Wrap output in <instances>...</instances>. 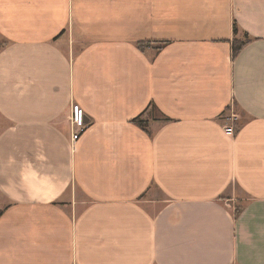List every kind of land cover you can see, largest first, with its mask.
<instances>
[{
    "label": "crops",
    "instance_id": "1",
    "mask_svg": "<svg viewBox=\"0 0 264 264\" xmlns=\"http://www.w3.org/2000/svg\"><path fill=\"white\" fill-rule=\"evenodd\" d=\"M0 264H264V0H0Z\"/></svg>",
    "mask_w": 264,
    "mask_h": 264
},
{
    "label": "built area",
    "instance_id": "2",
    "mask_svg": "<svg viewBox=\"0 0 264 264\" xmlns=\"http://www.w3.org/2000/svg\"><path fill=\"white\" fill-rule=\"evenodd\" d=\"M71 124H72V141L75 142L76 139L80 136L81 132L86 127V124L84 122V111L83 109L75 104L71 108ZM225 133L229 136H233L235 133V130L232 126H228L225 128Z\"/></svg>",
    "mask_w": 264,
    "mask_h": 264
},
{
    "label": "trees",
    "instance_id": "3",
    "mask_svg": "<svg viewBox=\"0 0 264 264\" xmlns=\"http://www.w3.org/2000/svg\"><path fill=\"white\" fill-rule=\"evenodd\" d=\"M233 32L234 35L238 33V28L236 24H233ZM249 36L245 34L244 39H236L234 38L232 41V53L233 57L236 56V54L239 52V50L245 45V43L248 41ZM153 41H139L136 43V46L140 50H144L146 47L151 46ZM132 122L141 127L142 129H145V120H143L140 116H136L134 119H132ZM239 210V207L236 209Z\"/></svg>",
    "mask_w": 264,
    "mask_h": 264
},
{
    "label": "rangeland",
    "instance_id": "4",
    "mask_svg": "<svg viewBox=\"0 0 264 264\" xmlns=\"http://www.w3.org/2000/svg\"><path fill=\"white\" fill-rule=\"evenodd\" d=\"M75 105V104H73ZM72 105V106H73ZM78 105V104H77ZM80 106V105H79ZM72 108V107H71ZM148 196L156 197V198H162V194L160 190H157L156 188H153L152 191L148 194ZM147 196H145L143 199H145ZM142 199V200H143Z\"/></svg>",
    "mask_w": 264,
    "mask_h": 264
}]
</instances>
